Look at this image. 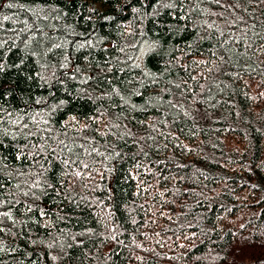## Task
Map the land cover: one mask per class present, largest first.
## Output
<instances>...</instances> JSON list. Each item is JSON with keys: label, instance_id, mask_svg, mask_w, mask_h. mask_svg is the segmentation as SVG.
Here are the masks:
<instances>
[{"label": "trees", "instance_id": "trees-1", "mask_svg": "<svg viewBox=\"0 0 264 264\" xmlns=\"http://www.w3.org/2000/svg\"><path fill=\"white\" fill-rule=\"evenodd\" d=\"M0 65V264H264V0H0Z\"/></svg>", "mask_w": 264, "mask_h": 264}, {"label": "snow or ice", "instance_id": "snow-or-ice-1", "mask_svg": "<svg viewBox=\"0 0 264 264\" xmlns=\"http://www.w3.org/2000/svg\"><path fill=\"white\" fill-rule=\"evenodd\" d=\"M135 11V9H133ZM105 19H110V17H105ZM3 71V65H0V72ZM73 120H75V117L72 118Z\"/></svg>", "mask_w": 264, "mask_h": 264}]
</instances>
